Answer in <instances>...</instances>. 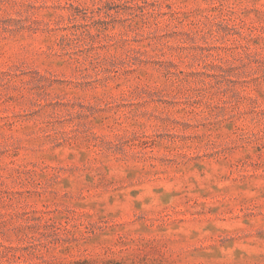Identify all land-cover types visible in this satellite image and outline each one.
Masks as SVG:
<instances>
[{"label": "rangeland", "instance_id": "obj_1", "mask_svg": "<svg viewBox=\"0 0 264 264\" xmlns=\"http://www.w3.org/2000/svg\"><path fill=\"white\" fill-rule=\"evenodd\" d=\"M0 264H264V0H0Z\"/></svg>", "mask_w": 264, "mask_h": 264}]
</instances>
